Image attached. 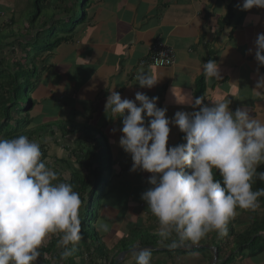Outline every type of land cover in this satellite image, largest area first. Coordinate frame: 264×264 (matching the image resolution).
<instances>
[{"label": "crops", "instance_id": "obj_1", "mask_svg": "<svg viewBox=\"0 0 264 264\" xmlns=\"http://www.w3.org/2000/svg\"><path fill=\"white\" fill-rule=\"evenodd\" d=\"M31 2L32 0H0V18L5 20L0 28H7L11 33L9 37L3 36L0 48L2 46L4 49L6 42L13 43L18 53L22 45L33 43L35 32L30 28L28 10L23 11ZM86 2L89 6L85 10V17L74 28L70 41L60 45L54 52L43 54L38 60L42 69L33 94L36 105L29 113L32 120L29 127L32 135L29 138L44 146V160L48 166H54L60 161L68 164L66 150L59 142L66 139L71 143L77 142L78 135L81 134L79 128L93 127L105 137L111 159L107 183L109 184L111 177L122 178L124 185H120L127 189L122 205L124 210H119L112 204L102 208V218L110 227V232L105 237L110 247L109 245L117 243L115 238L117 241L123 239V230L117 225L125 223L134 226L145 223L146 219L142 221L140 218L143 216L136 214L140 207L137 201L141 198L140 191L151 187L148 183L151 174L141 170L131 171V156L119 146L122 121L112 119L111 113H106L105 110L109 90L116 89L122 99L135 100L136 92H143L150 98L159 97L157 106L167 108V117L174 119L177 111L194 110L177 101L186 102L190 99L187 94L197 97L199 81L204 77L202 63L215 60L220 66L222 79L204 77L205 104L230 100L233 111L247 105L253 115L264 117V95L253 91L256 88L257 74L264 75V67L258 65L254 54H249L250 49L254 52L257 34L264 33V9L242 11L238 5H242L243 0ZM53 5L54 18L57 20L66 18L63 11L67 6L74 8L70 0L63 5L58 2ZM156 43L174 50L176 58L172 67L141 65L151 46ZM21 53L24 54L22 51ZM8 59L11 62L19 61L13 57ZM141 70H150L158 79L154 88H141L137 84L136 76ZM59 124L67 126L69 132L59 131L56 126ZM114 129L117 131L114 132ZM182 137L180 130L173 126L169 146L182 143ZM76 169L78 172L81 170L78 165ZM135 191L140 196L130 197ZM256 210L263 211L261 207ZM244 216L245 213L237 211L232 219L239 230L242 227L245 229L252 220L249 215L248 223ZM149 222L147 220L148 224L151 223ZM189 245L190 243L182 245L179 250L188 249ZM223 254L225 260L234 255L232 264H264V253L256 257H244L238 251L226 253L223 250Z\"/></svg>", "mask_w": 264, "mask_h": 264}, {"label": "clouds", "instance_id": "obj_2", "mask_svg": "<svg viewBox=\"0 0 264 264\" xmlns=\"http://www.w3.org/2000/svg\"><path fill=\"white\" fill-rule=\"evenodd\" d=\"M238 8L264 9V0H243ZM249 54L264 67V33L257 34ZM201 71L206 79H222L215 60L202 63ZM136 80L147 89L158 83L150 70L138 72ZM109 91L106 113L122 121L119 146L131 156V171L151 174L141 199L156 218V235L171 241L169 248L198 245L212 232L225 237L238 209L260 207L264 188L253 190V183L264 182V172H258L264 165V117L247 105L233 111L230 100L208 105L205 96L187 94L190 99L177 103L194 110L169 119L167 108L157 106L159 97L136 92L135 100L122 99L116 89ZM253 91L264 95V75L257 74ZM173 126L183 142L170 147ZM81 206L79 193L47 165L38 142L25 134L0 138V264H37L53 235L60 258L71 257L82 238ZM97 228L109 230L106 223ZM131 254L136 264H151L150 248Z\"/></svg>", "mask_w": 264, "mask_h": 264}, {"label": "trees", "instance_id": "obj_3", "mask_svg": "<svg viewBox=\"0 0 264 264\" xmlns=\"http://www.w3.org/2000/svg\"><path fill=\"white\" fill-rule=\"evenodd\" d=\"M70 1L73 3V0ZM57 2L63 5L67 0H57ZM51 5H53L51 0H36L34 2V6L38 9V13L36 16L30 18V28L35 32L33 43L22 45L21 51L24 53V57L21 61L13 60L11 63L14 65L13 70H11L9 66L3 68L2 66L4 65L0 63V138H13L18 134H25L28 137L32 135V132L29 130L32 124L29 113L36 105L33 94L36 90L39 74L42 69L38 64V60L43 54L54 52L63 43H68L76 27V22L71 21V11H69L70 7L68 6L65 8L66 11H63L66 18L57 20L54 16H51L49 20L45 19L39 24L38 20L42 16L43 11L41 7L45 8L44 11H49L46 8L48 7L50 9L49 6ZM53 6L57 7V5ZM85 14V11H82V16L79 20L80 23L84 19ZM67 27L70 28L67 29ZM19 31H21L20 27ZM61 31H63L62 37L59 38L58 35ZM16 33L17 32H15V34ZM45 40H48V42L50 40L51 43L45 44ZM6 47L12 53H16V48H14L15 45L13 43H4V48ZM33 52L36 55H34ZM32 54L34 58H32ZM38 54L40 55L38 56ZM23 85L28 99L25 107L26 113H22V110H20V98ZM204 92L205 80L204 77H202L199 81L197 97L204 96ZM13 123L14 125H12ZM56 126L59 128V131L69 132L67 126L63 124ZM9 127L11 128L10 131L7 130ZM79 132H81L80 135L84 137V141H82L78 151L72 153V156L81 170L79 172H70L69 180L66 181V183L73 186L74 191L79 193L82 201L80 209L82 238L75 245L73 255L66 260H62L59 255L62 249H57L56 247L58 236H51L49 242L40 250L41 257L39 261L43 264H113L120 253L134 248L129 247L122 239L112 246V248H109L105 241V237L109 234V230L98 231V223H102L104 220L100 217L99 213L104 206L108 205L107 201H103V199L105 197L104 191L108 184L107 178L111 171L108 166L111 159L107 152L108 146L104 140L105 137L101 132L90 126L79 128ZM96 135H98V137H96ZM101 139L103 142H101ZM44 157L45 155L43 153V158ZM258 172H264V165L258 168ZM217 178L219 179L220 177L217 175ZM260 188H264V182L260 181L258 178L254 179L253 190ZM259 203L263 211L259 212L255 210L251 213L250 210H237L252 216V220L243 232H237L235 230L232 225V220L228 225V235L223 237L222 240H217L215 238L217 233L214 232L209 244L216 248L218 258L217 264H230L234 259V255H230L226 260L225 257H222L223 242L229 238H233L235 241L232 247V253L238 251L242 256L244 255V257H256L264 253V197L260 198ZM89 223L93 224V233L90 231ZM145 230L153 232L151 228H145ZM137 231L139 230L132 229L129 231V235ZM151 239V241H143L139 246L161 248L168 247L167 245L171 243L170 240L162 242L160 240L161 238L158 236H153ZM217 241H219V245L215 244ZM202 243L198 244L199 247L187 252L194 254L202 252L204 254L207 251L209 253L210 249L203 248L202 246L206 244ZM161 244L164 245L161 246ZM176 254L179 253L177 252ZM180 255H185V251L181 250Z\"/></svg>", "mask_w": 264, "mask_h": 264}, {"label": "rangeland", "instance_id": "obj_4", "mask_svg": "<svg viewBox=\"0 0 264 264\" xmlns=\"http://www.w3.org/2000/svg\"><path fill=\"white\" fill-rule=\"evenodd\" d=\"M35 1L36 0H32L31 5L29 7H27L26 9H24V7H23V9H24L23 11H27L28 10V14H29L30 18H32L33 16H36V14L38 13V9L36 8V6H33ZM51 2L53 4L56 2V4H57V0H51ZM75 3H76V5H75ZM73 4H74V8L70 9L69 11H71V21L72 22L75 21L76 22V26H77V25L80 24L79 20H80V18L82 16V11H85V10L87 11L89 5L87 4L86 0H73ZM83 5L85 6L84 8H83ZM49 7L51 8V10L48 7L46 8L49 11H44L45 8L41 7V9L43 11H42V16L38 20L39 24H41L43 22V20H45V19L49 20L51 18V16L52 17L54 16V14H55L54 13V7L53 6H49ZM31 10H33V11H31ZM4 24H5V20L0 18V26L2 27ZM69 28L70 27H67V29H69ZM0 31H1L0 32V44H1L3 36H11V33H10L9 29H7V28H0ZM62 32L63 31H61V33H59V35H58L59 38L62 37ZM45 41H46L45 44L51 43L50 40H49V42H48V40H45ZM0 52H2V54L0 53V63L4 65L2 67L4 68L5 66L6 67L9 66V67H11V70H13V66L14 65L11 64L12 62L9 61L8 58L9 57H13V58L22 60L23 57H24V54H22L20 50H18V53H12L10 50H8L7 47L2 49V46H1ZM33 54H34V52H33ZM34 55H36V54H34ZM34 55L32 56V58H34ZM39 55L40 54H38V56ZM16 68H17V66H16ZM20 100H21L20 101L21 102L20 110H22L21 111L22 113H26L25 107H26L28 99H27V96H26V93H25L24 85L22 87ZM23 116H25V115H23ZM12 125H14V123ZM7 130L10 131L11 128L9 127ZM96 137H98V135H96ZM82 141H84V137L82 135H78L77 142L71 143L72 141L70 142V140L68 141L67 139L63 140L62 142H59V144L62 143L61 146H63L64 149L66 150L65 151L66 163L70 164V166L68 164L67 165L63 164L62 161H60V162H56L54 164V166H49V167L52 168L54 171H56L58 173V176H59V179H60L61 182L68 181L69 177H70V172H72L73 170L74 171H78L76 169L77 162H75V160H74V158L72 156V153L78 151L79 146L82 144ZM101 142H103L102 139H101ZM40 146H41L42 152L45 155L46 150H44L45 149L44 146L41 145V144H40ZM116 173H118V172H116ZM122 182H123L122 178L119 179V178L116 177V179H115L114 177H111V179L109 180V184H107V187H106V189L104 191L105 197L103 199V201L104 200L107 201L108 205L112 204L119 210H124L122 205H123V203L125 201V195H126V193H125V189L126 188L125 187L123 188L124 184ZM120 184H123V185H120ZM116 186H119V187H116ZM110 188H111V190H110ZM108 190H110V192ZM119 190H121V192H119ZM144 190H146V189H144ZM126 191H127V189H126ZM142 191H140V195L141 196H142V193L145 192V191H143V192ZM118 193H121V194H118ZM132 195H133V198L140 196L138 191H135L133 194L130 195V197H132ZM130 200L131 199H129V201ZM133 200H135V199H133ZM137 202L139 203L140 207H139V211H137L136 214L142 215L143 217L140 218V219H142V221H144L146 219L145 223L142 222V223H139L138 225H134V226H132V225L129 226V225L125 224V223L117 225V226H119L120 229L122 228V230H123V239H122L123 242L125 244H127L129 247H132V248L133 247L134 248L140 247L139 245L141 243H143V241H146V240L151 241L152 240L151 238L153 236H158V235H156V229H157V226H158L156 218L154 216H152V214L149 211H147V205L141 198H138ZM137 202L135 201V204H138ZM99 214H100V217H102V215H104L103 210L100 211ZM248 217H249V215L246 214V216H244V219H245V221H247L249 223V221H248L249 218ZM147 220H149L151 223L149 222L150 224H148ZM153 222L155 223V225H154ZM102 223H106L109 226V223L106 220H103ZM238 223H239V221H238ZM89 225H90L89 228L91 229L90 231H91V233H93V231H94L93 230V224L89 223ZM150 225L155 227L153 229V232H150V230L149 231L145 230V228H149V229L153 228V227H150ZM232 225H233V227L235 228V230L237 232H243V230H245L244 227H242L241 230H239L238 229L239 228L238 225H236L235 223H233ZM241 226H243V225H241ZM132 229L133 230L134 229H138L139 231H137L134 234H130L131 235L130 236L129 235V233H130L129 231L132 230ZM213 235H214V232L208 234L204 239H202L200 241V243H202V242H203L202 244L205 243L206 244L205 246L209 248L210 247L209 242H210L211 237ZM215 238L217 240H222L223 237H220L218 234H216ZM49 240H50V238H49ZM49 240L47 241V243L49 242ZM114 241L118 242L117 238H115ZM234 242L235 241L233 240V238L232 239H230V238L226 239L225 242L223 243V246H222L224 252L226 251V253H228V252L230 253L231 250H232V247H233L231 244H233ZM189 243L190 242H186L184 245H187ZM215 244L219 245V241H217ZM163 245H161V246H163ZM109 246H110L109 248H112L111 245H109ZM189 246L190 247L188 249H184L183 250V251H185V255L184 256L180 255L181 250H173V251L167 252V253L166 252H160L159 253L157 251H152L151 264H212L214 257L217 256V253H216L217 251H214L216 248L213 247V246L210 247V248L213 247L212 248L213 251L209 248L210 249L209 253L207 251L204 254L202 252H197V253H195V255H193L194 253H188V252L191 251L192 249L196 248L195 246H197V247H199V246L198 245H193L194 246V248H193L191 243H190ZM206 247H203V248H206ZM177 252L179 253L178 255L176 254ZM196 254H200V255L196 256ZM227 256H228V254H226V257ZM222 257L223 258L225 257L224 254L222 255ZM120 264H136V261H135L134 256L131 254L130 256L125 258ZM230 264H232V262Z\"/></svg>", "mask_w": 264, "mask_h": 264}, {"label": "built area", "instance_id": "obj_5", "mask_svg": "<svg viewBox=\"0 0 264 264\" xmlns=\"http://www.w3.org/2000/svg\"><path fill=\"white\" fill-rule=\"evenodd\" d=\"M175 52L171 47L156 43L151 46L147 57L141 65L151 66L154 68H167L175 64Z\"/></svg>", "mask_w": 264, "mask_h": 264}, {"label": "water", "instance_id": "obj_6", "mask_svg": "<svg viewBox=\"0 0 264 264\" xmlns=\"http://www.w3.org/2000/svg\"><path fill=\"white\" fill-rule=\"evenodd\" d=\"M137 248H150L152 251L167 252V251L179 250L181 248V246H178V247H175V248H169V247L158 248V247H153V246H143V247H137ZM137 248H133V249H130V250H127V251H124V252L120 253L116 257V259L114 260L113 264H120L126 257L131 255V253H132V251L134 249H137ZM214 251H216V250H214ZM217 262H218V258H217V256H215L214 259H213V263L212 264H217ZM37 264H43V263L38 260Z\"/></svg>", "mask_w": 264, "mask_h": 264}]
</instances>
